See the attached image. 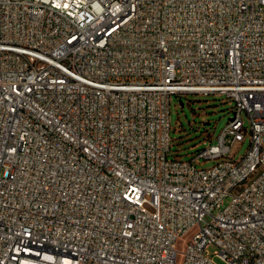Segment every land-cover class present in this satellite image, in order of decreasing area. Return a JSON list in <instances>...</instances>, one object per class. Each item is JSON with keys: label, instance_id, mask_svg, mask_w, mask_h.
<instances>
[{"label": "built area", "instance_id": "2783aa9c", "mask_svg": "<svg viewBox=\"0 0 264 264\" xmlns=\"http://www.w3.org/2000/svg\"><path fill=\"white\" fill-rule=\"evenodd\" d=\"M186 94L234 105L187 161ZM189 235L184 264H264V0H0V264H177Z\"/></svg>", "mask_w": 264, "mask_h": 264}, {"label": "rangeland", "instance_id": "374dc122", "mask_svg": "<svg viewBox=\"0 0 264 264\" xmlns=\"http://www.w3.org/2000/svg\"><path fill=\"white\" fill-rule=\"evenodd\" d=\"M183 103V105H181ZM233 103L222 95H196L186 94L173 96L171 101V156L179 153L182 160H190L191 155L209 143H216L218 136L232 118ZM245 127H249L245 117ZM250 133H247L244 143L232 149L236 160L245 156L250 147ZM217 161L206 162L201 160L197 168L207 169L214 166ZM228 201L226 202V204ZM191 235L179 241L177 246V264H184L185 243ZM211 257L217 252L213 245L207 248ZM217 264H224L219 257H214Z\"/></svg>", "mask_w": 264, "mask_h": 264}, {"label": "water", "instance_id": "95a60500", "mask_svg": "<svg viewBox=\"0 0 264 264\" xmlns=\"http://www.w3.org/2000/svg\"><path fill=\"white\" fill-rule=\"evenodd\" d=\"M181 105H183V103H181Z\"/></svg>", "mask_w": 264, "mask_h": 264}]
</instances>
